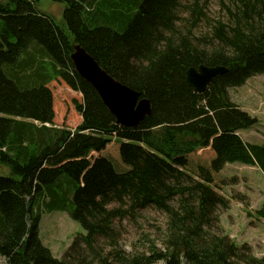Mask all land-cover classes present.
I'll return each instance as SVG.
<instances>
[{
  "label": "trees",
  "instance_id": "1",
  "mask_svg": "<svg viewBox=\"0 0 264 264\" xmlns=\"http://www.w3.org/2000/svg\"><path fill=\"white\" fill-rule=\"evenodd\" d=\"M40 1L0 0V164L12 174L0 175L5 264H264L223 234L217 212L230 201L213 187L228 164L264 174V141L240 135L258 120L229 97L264 74V0H230L229 18L198 36L200 3L211 0H194L190 27L181 25V0H143L136 11L129 0H52L65 6L69 33L38 10ZM76 45L150 101L139 126L118 125L81 78ZM200 65L228 72L198 93L187 72ZM55 80L82 96L74 130L55 127ZM204 149L210 166L189 173L191 156ZM42 206L84 230L61 258L41 237ZM149 208L167 217L163 249L149 241L143 252L122 251L117 223ZM256 214L264 220V203Z\"/></svg>",
  "mask_w": 264,
  "mask_h": 264
},
{
  "label": "rangeland",
  "instance_id": "2",
  "mask_svg": "<svg viewBox=\"0 0 264 264\" xmlns=\"http://www.w3.org/2000/svg\"><path fill=\"white\" fill-rule=\"evenodd\" d=\"M142 1L129 0L128 7L136 11ZM230 5V0H211L209 3H200L199 8L204 12V17H201L194 34L196 36L209 34L208 26L218 20L225 21L227 17L229 18L228 6ZM64 8V5L52 0H41L38 5L40 12L51 17L57 26L69 33L63 18ZM194 9V0H181L179 10L183 20L181 25L185 24L190 27ZM127 19L128 17L120 20L124 26ZM203 39H208V37ZM50 88L54 97L55 127L76 129L82 119L75 111L74 101L81 102V94L74 92L60 80L52 82ZM229 97L243 111L258 120V124L253 128L240 132L243 140L251 144H262L264 141V74L252 77L240 88L230 89ZM2 130L5 132L6 126ZM113 143L116 145L117 142ZM211 158L213 155L210 149L200 150L196 155L191 156L190 167L187 171L195 174L201 166L203 168L204 165L205 167L210 166ZM0 175L12 176L10 169L1 164ZM213 176L214 189L230 201L229 210L217 212L223 234L237 245L251 246L256 257H264V224L256 216L257 210L264 203V174L257 167L236 163L226 165L221 172L214 173ZM116 206L118 204H113L111 207ZM45 211L46 208L42 206L40 208V212L43 213L41 237L52 250L54 257L61 258L74 237L84 233V230L68 213ZM250 218L255 219L254 222ZM166 223V215L154 208L137 212L130 217L127 216L117 223V232L121 237L122 246L119 244L122 247L121 250L131 253L136 248L143 252L150 246L149 241L163 249L161 241L165 237ZM5 263V259L0 256V264Z\"/></svg>",
  "mask_w": 264,
  "mask_h": 264
},
{
  "label": "water",
  "instance_id": "3",
  "mask_svg": "<svg viewBox=\"0 0 264 264\" xmlns=\"http://www.w3.org/2000/svg\"><path fill=\"white\" fill-rule=\"evenodd\" d=\"M71 58L78 74L97 91L118 125L135 128L151 115L152 108L148 99L112 77L80 45L75 46ZM227 72L228 68L224 66L192 67L187 72V83L196 92L204 93L215 77Z\"/></svg>",
  "mask_w": 264,
  "mask_h": 264
},
{
  "label": "crops",
  "instance_id": "4",
  "mask_svg": "<svg viewBox=\"0 0 264 264\" xmlns=\"http://www.w3.org/2000/svg\"><path fill=\"white\" fill-rule=\"evenodd\" d=\"M54 82V81H53ZM52 84V82L48 85L49 87H50V85ZM48 127H50V126H48ZM3 166V165H2ZM4 167H6V166H4ZM246 214V213H245ZM247 215V214H246ZM253 222H254V220L255 219H252V218H250ZM258 219V218H257ZM261 220V223H263V221H262V219H260ZM264 224V223H263Z\"/></svg>",
  "mask_w": 264,
  "mask_h": 264
}]
</instances>
